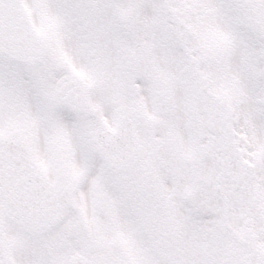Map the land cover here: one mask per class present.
Listing matches in <instances>:
<instances>
[{"label": "snow or ice", "instance_id": "1", "mask_svg": "<svg viewBox=\"0 0 264 264\" xmlns=\"http://www.w3.org/2000/svg\"><path fill=\"white\" fill-rule=\"evenodd\" d=\"M0 264H264V0H0Z\"/></svg>", "mask_w": 264, "mask_h": 264}]
</instances>
